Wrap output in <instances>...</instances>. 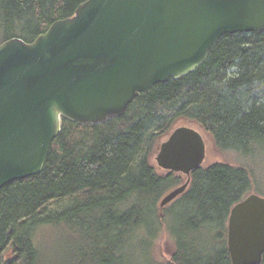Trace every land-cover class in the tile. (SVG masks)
I'll use <instances>...</instances> for the list:
<instances>
[{
  "label": "trees",
  "instance_id": "obj_1",
  "mask_svg": "<svg viewBox=\"0 0 264 264\" xmlns=\"http://www.w3.org/2000/svg\"><path fill=\"white\" fill-rule=\"evenodd\" d=\"M85 1L0 0V44L32 42ZM185 123L201 127L219 151L264 152V30L223 36L192 73L156 84L122 117L63 121L42 172L0 188V264H130L133 249L149 248L162 227L172 242L166 264H231L229 213L257 190L249 168L198 167L186 190L159 207L184 176L151 156ZM64 198L74 202L48 211ZM43 229L55 232L57 248L36 243Z\"/></svg>",
  "mask_w": 264,
  "mask_h": 264
},
{
  "label": "water",
  "instance_id": "obj_2",
  "mask_svg": "<svg viewBox=\"0 0 264 264\" xmlns=\"http://www.w3.org/2000/svg\"><path fill=\"white\" fill-rule=\"evenodd\" d=\"M264 30V0H86L32 42L0 44V188L38 175L63 121L102 125L141 94L203 64L225 35ZM196 124L174 128L153 159L184 176L181 195L212 142ZM152 161V158H151ZM231 264H261L264 197L248 194L227 221Z\"/></svg>",
  "mask_w": 264,
  "mask_h": 264
},
{
  "label": "rangeland",
  "instance_id": "obj_3",
  "mask_svg": "<svg viewBox=\"0 0 264 264\" xmlns=\"http://www.w3.org/2000/svg\"><path fill=\"white\" fill-rule=\"evenodd\" d=\"M183 124H177L176 127H179ZM205 136L208 141L212 142L211 149L208 153V159L210 160L207 164L212 163H226L232 166H242L245 168H249L252 171L255 184L257 186L256 191H252V193H257L262 196L264 194V152L254 153V155L243 156L237 154L232 151H219L214 147L211 136L205 132ZM165 137L162 139V141ZM260 147V146H258ZM264 148V146H262ZM152 158V163L156 166V163ZM157 167V166H156ZM74 202L73 198H64L62 200L51 203L48 206V211L57 212L63 211L70 207ZM66 234V233H63ZM56 236L55 232L51 233L49 230L43 229L37 233L35 237L36 243L41 244L44 242V246H47L48 249H53V239ZM64 244V238L58 246H62ZM143 246V247H142ZM54 248H57L55 246ZM172 250V242L168 236V233L165 227H162L157 237L154 239L153 243H151L148 248V242H144L140 247L133 249L132 259H130V264H166L169 260L170 253Z\"/></svg>",
  "mask_w": 264,
  "mask_h": 264
},
{
  "label": "flooded vegetation",
  "instance_id": "obj_4",
  "mask_svg": "<svg viewBox=\"0 0 264 264\" xmlns=\"http://www.w3.org/2000/svg\"><path fill=\"white\" fill-rule=\"evenodd\" d=\"M208 158V157H207ZM210 162V160L209 159H207V162L206 163H209Z\"/></svg>",
  "mask_w": 264,
  "mask_h": 264
}]
</instances>
